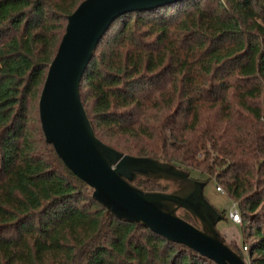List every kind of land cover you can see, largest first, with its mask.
I'll use <instances>...</instances> for the list:
<instances>
[{"label":"trees","instance_id":"16d2710c","mask_svg":"<svg viewBox=\"0 0 264 264\" xmlns=\"http://www.w3.org/2000/svg\"><path fill=\"white\" fill-rule=\"evenodd\" d=\"M81 1L0 0V264H216L142 221L107 215L45 136L39 99L67 14ZM80 85L107 143L205 184L214 178L241 217L238 239L225 243L245 264H264V0L122 13ZM135 182L174 187L144 175Z\"/></svg>","mask_w":264,"mask_h":264},{"label":"water","instance_id":"95a60500","mask_svg":"<svg viewBox=\"0 0 264 264\" xmlns=\"http://www.w3.org/2000/svg\"><path fill=\"white\" fill-rule=\"evenodd\" d=\"M180 0H82L67 14L68 24L51 60L39 99L40 118L48 141L65 163L94 186L93 195L106 214L139 220L216 264H245L216 228L224 214L205 198L204 180L190 176L153 155L127 153L98 134L81 97V79L96 46L112 21L129 10L161 7ZM139 175L171 182L169 191L145 189ZM187 211L195 223L181 217Z\"/></svg>","mask_w":264,"mask_h":264},{"label":"rangeland","instance_id":"374dc122","mask_svg":"<svg viewBox=\"0 0 264 264\" xmlns=\"http://www.w3.org/2000/svg\"><path fill=\"white\" fill-rule=\"evenodd\" d=\"M191 176L195 179H198V180L202 179V176H200L196 172L191 173ZM217 185L218 184L215 182L214 178H212L209 182H207L205 184V187L203 190L204 196L214 206V208L216 210L220 211V210L225 209L226 212L229 213L231 210H234L236 208V202H233L232 200H230L226 196L224 191L223 192L217 191L216 190ZM239 223L240 222L233 223L228 218L225 220H220L217 223L216 228L220 234H223V237H224V239H226V242H232L233 239H236V238L238 239V237H239V235L237 233L239 231V228H240ZM246 252L247 251H245V253ZM245 256L247 257V254ZM246 264H249V261L247 258H246Z\"/></svg>","mask_w":264,"mask_h":264},{"label":"built area","instance_id":"2783aa9c","mask_svg":"<svg viewBox=\"0 0 264 264\" xmlns=\"http://www.w3.org/2000/svg\"><path fill=\"white\" fill-rule=\"evenodd\" d=\"M216 190L217 191H220V192H223L224 190H223V188L221 187V185H217V187H216ZM228 216L231 218V220L234 222V223H236V222H240V220H241V217H239V213H238V211H237V209L235 208L234 210H231L229 213H228ZM242 249L244 250V251H247L248 249H247V247H246V245H243L242 246Z\"/></svg>","mask_w":264,"mask_h":264}]
</instances>
